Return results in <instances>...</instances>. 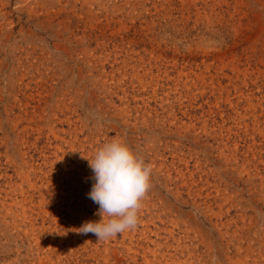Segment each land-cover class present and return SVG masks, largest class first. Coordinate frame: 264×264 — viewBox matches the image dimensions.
Masks as SVG:
<instances>
[{"label":"rangeland","instance_id":"rangeland-1","mask_svg":"<svg viewBox=\"0 0 264 264\" xmlns=\"http://www.w3.org/2000/svg\"><path fill=\"white\" fill-rule=\"evenodd\" d=\"M113 139L151 188L97 242ZM0 264H264V0H0Z\"/></svg>","mask_w":264,"mask_h":264},{"label":"clouds","instance_id":"clouds-1","mask_svg":"<svg viewBox=\"0 0 264 264\" xmlns=\"http://www.w3.org/2000/svg\"><path fill=\"white\" fill-rule=\"evenodd\" d=\"M86 158V157H85ZM94 183L87 194L97 204L101 219L86 221L75 231L107 241L139 223L142 202L151 188L152 165L118 139L105 143L93 158H86Z\"/></svg>","mask_w":264,"mask_h":264}]
</instances>
